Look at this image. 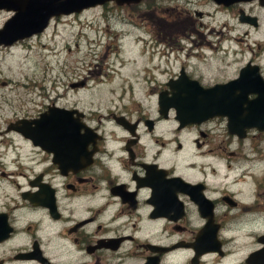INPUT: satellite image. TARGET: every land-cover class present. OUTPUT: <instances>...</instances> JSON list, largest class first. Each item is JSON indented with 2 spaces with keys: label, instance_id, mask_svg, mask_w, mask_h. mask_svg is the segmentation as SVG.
<instances>
[{
  "label": "flooded vegetation",
  "instance_id": "af4514ba",
  "mask_svg": "<svg viewBox=\"0 0 264 264\" xmlns=\"http://www.w3.org/2000/svg\"><path fill=\"white\" fill-rule=\"evenodd\" d=\"M207 1L245 28L243 64H228L240 40L209 49L189 38L209 54L160 84L114 92L102 109L73 102L83 83L53 97L18 88L22 111L0 126V264H264V130L229 135L224 118L179 129L171 111L158 115L180 72L207 90L248 68L264 90V8ZM49 109L69 116L51 125L40 118Z\"/></svg>",
  "mask_w": 264,
  "mask_h": 264
},
{
  "label": "rangeland",
  "instance_id": "374dc122",
  "mask_svg": "<svg viewBox=\"0 0 264 264\" xmlns=\"http://www.w3.org/2000/svg\"><path fill=\"white\" fill-rule=\"evenodd\" d=\"M193 13L202 14V19ZM7 20L8 13L0 11V29ZM181 22L185 23L182 30L168 29ZM235 26V19L227 20L207 0H157L120 9L107 4L52 20L36 39L0 50V126L14 111H22L14 98L22 86L34 91L32 97L45 92L53 97V91L61 94L64 86L83 83V92L76 90L73 102L94 111L113 101L114 92L135 91L150 85L152 78L160 84L164 74L176 72L181 65L195 66L198 54H209L203 47L189 45V38L195 43L203 38L209 49L240 40L228 50L236 54L228 64L233 59L243 64L245 28L231 30ZM165 39L172 45L165 46ZM22 107L37 110L34 105Z\"/></svg>",
  "mask_w": 264,
  "mask_h": 264
},
{
  "label": "water",
  "instance_id": "95a60500",
  "mask_svg": "<svg viewBox=\"0 0 264 264\" xmlns=\"http://www.w3.org/2000/svg\"><path fill=\"white\" fill-rule=\"evenodd\" d=\"M147 1L157 0H0V11L11 15L0 29V46L7 48L16 42L38 36L52 20L60 17L79 15L107 4L122 7ZM209 1L223 8L257 1L260 8H264V0ZM196 15L200 18L201 14ZM248 21L244 16L239 18L242 24ZM179 75L174 86L170 87V98H166V106L162 98L158 102V115L165 117L171 111L179 129L199 125L213 118H224L229 135L241 136L246 130H264L260 116L264 108V90L259 88L257 76L249 72L248 68L241 69L234 81L207 90L188 81L182 72ZM249 97L253 98L250 100ZM67 115L62 110L49 109L40 118H52L51 125H55L64 121ZM21 127L22 123L14 130L19 132Z\"/></svg>",
  "mask_w": 264,
  "mask_h": 264
}]
</instances>
